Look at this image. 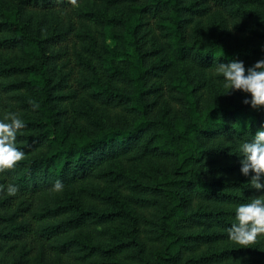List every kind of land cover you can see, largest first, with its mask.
Returning <instances> with one entry per match:
<instances>
[{"label": "trees", "instance_id": "trees-1", "mask_svg": "<svg viewBox=\"0 0 264 264\" xmlns=\"http://www.w3.org/2000/svg\"><path fill=\"white\" fill-rule=\"evenodd\" d=\"M8 1L0 119L25 155L0 172V264H264L227 231L264 196L239 151L264 106L216 71L264 58V0Z\"/></svg>", "mask_w": 264, "mask_h": 264}, {"label": "clouds", "instance_id": "clouds-1", "mask_svg": "<svg viewBox=\"0 0 264 264\" xmlns=\"http://www.w3.org/2000/svg\"><path fill=\"white\" fill-rule=\"evenodd\" d=\"M216 71L224 77L223 94L231 90H240L250 94L243 103L252 108L264 106V58L257 60L252 66L245 68L242 60L233 59L227 63H219ZM247 72V74H245ZM25 127L24 120L15 112H7L0 119V172L16 167L17 162L24 159V152L16 146L18 130ZM241 153V173L249 177L250 185L264 192V124L257 129L251 140H245L239 145ZM0 185V190L4 189ZM54 188H62L61 181L57 180ZM6 191L15 195L18 186L8 184ZM236 223L228 228V237L242 246H249L259 238L264 237V196L253 199L250 203L236 207Z\"/></svg>", "mask_w": 264, "mask_h": 264}, {"label": "rangeland", "instance_id": "rangeland-1", "mask_svg": "<svg viewBox=\"0 0 264 264\" xmlns=\"http://www.w3.org/2000/svg\"><path fill=\"white\" fill-rule=\"evenodd\" d=\"M10 7V2L8 0H0V13L1 11H6ZM10 57H5V61L9 60ZM123 156H118L113 161V168L122 170L126 175H134L137 169H151L155 165L152 160H146L145 162L140 161H130L128 159H124ZM116 185V184H115ZM118 189L122 193H125V188L123 185H116Z\"/></svg>", "mask_w": 264, "mask_h": 264}]
</instances>
